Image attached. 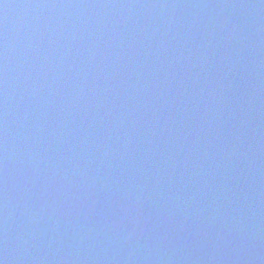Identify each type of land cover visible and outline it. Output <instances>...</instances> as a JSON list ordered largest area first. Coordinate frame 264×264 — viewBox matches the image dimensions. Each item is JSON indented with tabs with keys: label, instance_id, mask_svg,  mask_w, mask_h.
Returning <instances> with one entry per match:
<instances>
[{
	"label": "water",
	"instance_id": "obj_1",
	"mask_svg": "<svg viewBox=\"0 0 264 264\" xmlns=\"http://www.w3.org/2000/svg\"><path fill=\"white\" fill-rule=\"evenodd\" d=\"M4 264H264V0H0Z\"/></svg>",
	"mask_w": 264,
	"mask_h": 264
},
{
	"label": "clouds",
	"instance_id": "obj_2",
	"mask_svg": "<svg viewBox=\"0 0 264 264\" xmlns=\"http://www.w3.org/2000/svg\"><path fill=\"white\" fill-rule=\"evenodd\" d=\"M0 264H4V261L3 260H0Z\"/></svg>",
	"mask_w": 264,
	"mask_h": 264
}]
</instances>
